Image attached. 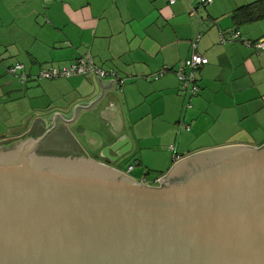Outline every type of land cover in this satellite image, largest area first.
<instances>
[{
	"label": "crops",
	"instance_id": "0c3cea01",
	"mask_svg": "<svg viewBox=\"0 0 264 264\" xmlns=\"http://www.w3.org/2000/svg\"><path fill=\"white\" fill-rule=\"evenodd\" d=\"M191 7L195 8L192 15ZM233 29L248 41L264 37V0H212L204 6L196 0L173 4L167 0H0V75L20 63L27 80H36L40 68H65L79 57H90L97 67L116 72L125 79L123 84L94 75L49 80L54 82L44 87L77 96L43 121L55 113L72 118L71 110L92 102L100 95L101 84L111 81L89 108L97 109L102 124L115 122L120 128L122 123H132L133 151L113 167L135 181L144 180L142 184L159 186L157 180L183 158L225 146L264 144V50L241 42L222 43L221 35L227 37ZM196 36L195 51L208 63L197 71L200 91L184 111L174 68L191 55ZM163 69L157 79L147 80ZM2 78L4 87L11 84ZM77 117L67 122L56 115L55 128L66 131L81 154L86 151L94 157L95 136L88 134L86 139L87 131L77 130ZM134 118L155 131H144ZM181 120L189 130L179 127ZM173 139L176 158L168 149L144 146L146 140L169 143ZM198 139L211 143L194 146ZM146 152L157 161L168 158L166 170H160L162 176L153 183L142 170L158 169V162L147 161Z\"/></svg>",
	"mask_w": 264,
	"mask_h": 264
},
{
	"label": "water",
	"instance_id": "95a60500",
	"mask_svg": "<svg viewBox=\"0 0 264 264\" xmlns=\"http://www.w3.org/2000/svg\"><path fill=\"white\" fill-rule=\"evenodd\" d=\"M100 95L73 111L88 107L94 157L39 151L56 115L73 119L59 113L0 146V264H264V144L196 153L147 186L113 167L134 145L89 108Z\"/></svg>",
	"mask_w": 264,
	"mask_h": 264
},
{
	"label": "rangeland",
	"instance_id": "374dc122",
	"mask_svg": "<svg viewBox=\"0 0 264 264\" xmlns=\"http://www.w3.org/2000/svg\"><path fill=\"white\" fill-rule=\"evenodd\" d=\"M5 64H6L5 67H7L9 63L6 62ZM0 76L4 77L6 80H8V82H11L9 86L4 87L5 81L2 77H0V135L11 136L17 134L29 122L32 123L29 128L31 131L32 125L35 122V120H37L38 118L43 119L47 114L51 113L53 109H59L60 107L67 105L66 101L74 100V98L77 96L75 93L63 94L62 93L63 91L61 89H50V88L48 89L44 87L45 83L47 82L53 83L54 82L53 80L49 81L44 79H40V80L36 79V80H26L23 82L19 78L10 75L7 72V70L6 71L3 70ZM79 76H88V75H79ZM60 80L68 81L66 78ZM73 111L74 109L71 110V114H74ZM84 113H85L84 110L77 109V112L75 113L77 114L76 116H78L76 120V124L80 125L83 123V120H81V118L84 115ZM50 118L51 117L44 119V121L46 122L45 126L43 125L42 122L38 123L42 129H45L49 125L47 124V121H50ZM134 119L136 121V124L137 125L140 124L144 131H147L148 129L149 132L155 131L153 130L154 128L152 126L150 127L145 126L144 124H142L144 122L141 123V121L139 120L137 121L136 118ZM72 127L73 126H71V128L69 129L73 130ZM36 128L35 131L39 129ZM132 130H133V126L131 123L129 125L130 133L133 132ZM39 134L40 133H38V136ZM67 135L59 134L54 139L56 140V143H59L61 146H65L66 148L68 147L73 148L75 144L72 140V137L71 136L66 137ZM174 143H175L174 139L169 143L166 142L159 143L158 141H154V140H146V142H144V146H149L150 144H152L158 146L159 149L162 148L168 149L169 153L174 158H176L177 156H174L175 153L169 149V146L173 145ZM193 143L194 146H201V145L204 146L210 144L211 141L207 139L206 140L198 139L195 142L193 141ZM153 155L154 154H151L150 152L149 153L146 152V160L149 162L157 161L155 160L156 158H154ZM162 155L163 153L161 154V156ZM120 161L123 162L124 158L121 159ZM157 162L158 163L156 166L158 167V169L148 168L142 170V174L147 177L146 180L149 183L150 182L153 183L156 178L162 176L160 170L162 171L166 170L164 165L168 164V158L166 156H163L160 159H158ZM125 163L128 164V160H126ZM136 168L139 169L140 166H136Z\"/></svg>",
	"mask_w": 264,
	"mask_h": 264
},
{
	"label": "built area",
	"instance_id": "2783aa9c",
	"mask_svg": "<svg viewBox=\"0 0 264 264\" xmlns=\"http://www.w3.org/2000/svg\"><path fill=\"white\" fill-rule=\"evenodd\" d=\"M177 0H167L168 3L173 4ZM201 6L207 5L212 2V0H196ZM195 13V8L191 7L190 14ZM198 40V36H196L191 43L192 53L191 55L185 59L181 64H179L176 68H174V72L177 76L179 82V88L183 96V110L189 109L192 107V101L196 97V95L200 91V86L198 84L197 71L200 67L208 63L207 57L201 55L195 51L196 42ZM227 41L230 42H241L246 46L251 47L256 51L264 50V37L256 40V41H248L241 36V33L237 29H233L229 31L228 36L221 35V42L225 43ZM163 69L159 73L153 75V77H147V80L157 79L160 75L163 74ZM7 72L19 78L21 81H26L29 77L24 70V67L20 63H15L7 68ZM74 75H94L95 77L100 78H111L114 82H119L123 84L125 79L117 75L113 70H104L97 67L90 57H79L72 61L65 68H58L54 66H44L40 68L38 71L36 78L51 80L56 78H68ZM179 127L189 130V125L181 120L179 122ZM169 149L174 151V146L170 145ZM133 166L129 167L131 170ZM159 182V180H157ZM139 183H144V180Z\"/></svg>",
	"mask_w": 264,
	"mask_h": 264
},
{
	"label": "flooded vegetation",
	"instance_id": "af4514ba",
	"mask_svg": "<svg viewBox=\"0 0 264 264\" xmlns=\"http://www.w3.org/2000/svg\"><path fill=\"white\" fill-rule=\"evenodd\" d=\"M39 122L37 121L35 123V127L37 126V129L35 132L30 131V125L32 124L31 122L27 123L25 127L19 131L17 134L14 135H0V146L3 147H9L12 146L14 143L27 139L28 135L32 133L33 137H38V133L42 131L43 129L41 126L38 124ZM37 132V133H36ZM44 133V131L39 135L41 136ZM59 134H64L67 135L66 131H64L61 127H56L54 128L40 143L39 145V151L45 152V153H53V154H73V155H80V151L77 149V145L75 144L73 148H66L65 146H61L59 143H56V140L54 139L56 136ZM29 135V136H30ZM67 135L66 137H68ZM11 144L8 146V144Z\"/></svg>",
	"mask_w": 264,
	"mask_h": 264
},
{
	"label": "trees",
	"instance_id": "16d2710c",
	"mask_svg": "<svg viewBox=\"0 0 264 264\" xmlns=\"http://www.w3.org/2000/svg\"><path fill=\"white\" fill-rule=\"evenodd\" d=\"M45 129H43L42 131H40V134L44 131ZM11 145L10 143L8 144V146Z\"/></svg>",
	"mask_w": 264,
	"mask_h": 264
}]
</instances>
